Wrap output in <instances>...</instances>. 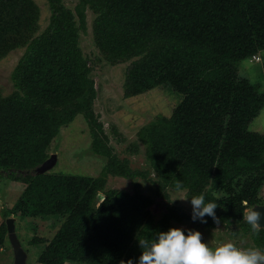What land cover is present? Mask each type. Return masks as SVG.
Returning <instances> with one entry per match:
<instances>
[{
    "label": "trees",
    "instance_id": "16d2710c",
    "mask_svg": "<svg viewBox=\"0 0 264 264\" xmlns=\"http://www.w3.org/2000/svg\"><path fill=\"white\" fill-rule=\"evenodd\" d=\"M47 1L50 24L36 34V7L35 15L25 16L22 9L17 18L14 6L0 0V14L7 10L10 23L27 31L25 51L11 75L14 91L0 101V180L25 186L5 217H64L51 240L33 239L47 243L38 261H135L139 239L176 227L172 218L192 216L177 208L155 221L148 211L152 199L139 185L133 193L108 189L98 202L109 174L136 179L146 173L116 154L94 110L97 90L80 45L87 7L98 9L94 30L109 54L124 56L159 43L132 68L131 94L169 86L184 96L166 123L168 133L153 145L175 189L179 181L193 196L203 193L206 202H216L218 224L208 216L205 224L195 222L208 228L243 224L264 251V228L253 230L242 219L246 208L264 205V134L250 129L264 108V92L238 68L264 50V0H78L74 10L64 0ZM7 25L0 20L4 32ZM79 114L89 122L92 151L108 158L103 173H39L53 140ZM6 233L3 222L0 247Z\"/></svg>",
    "mask_w": 264,
    "mask_h": 264
},
{
    "label": "rangeland",
    "instance_id": "374dc122",
    "mask_svg": "<svg viewBox=\"0 0 264 264\" xmlns=\"http://www.w3.org/2000/svg\"><path fill=\"white\" fill-rule=\"evenodd\" d=\"M30 1L35 6L26 5L28 0H7L17 11V18L22 9H25L24 15L29 16L35 15L34 7L37 8L36 34H40L50 24L51 10L47 0ZM64 3L74 10L78 0H64ZM86 14L87 26L80 32V45L89 62L90 76L97 90L94 110L116 154L121 159H129L133 169L146 173L136 179L109 174L105 191L98 193V202L105 198L108 189L133 193L139 185L140 191L152 199L148 211L155 221L171 217L177 208L192 215V206L189 200L184 198H191L193 195L188 189L177 191L170 184L153 145V139L157 140L161 135L168 133L166 123L184 96L169 86L155 88L139 95L131 94L132 68L155 53L159 43H150L124 56L109 54L101 47L94 30L99 15L98 9L87 7ZM0 17L4 24H8L6 32L0 28V101L3 102L4 98L14 91L11 75L25 51L23 41L27 31L18 22L10 23L12 14L7 10L0 14ZM238 68L241 76L248 78L259 91L264 92V50L255 58L241 61ZM250 129L264 134V108L250 125ZM92 142L89 122L83 114H79L71 124L63 127L53 140L47 159L53 162L46 173L99 177L108 163V158L95 154L92 151ZM24 188L21 182L0 180V225L4 222L7 232L5 242L0 247V264L17 263L9 238L5 211L17 202ZM262 194L264 198V189ZM11 217L15 219L16 234L27 254L26 264H42L38 258L47 243H34L33 239L39 237L51 240L60 229L64 217L59 215L36 218L21 216L16 218L14 215ZM171 223L185 230L200 231L202 239L212 249L225 242H232L241 249L257 248L252 240L251 231L243 224H234L229 228L219 224L215 228H208L192 219L180 218H172Z\"/></svg>",
    "mask_w": 264,
    "mask_h": 264
},
{
    "label": "clouds",
    "instance_id": "9594fccd",
    "mask_svg": "<svg viewBox=\"0 0 264 264\" xmlns=\"http://www.w3.org/2000/svg\"><path fill=\"white\" fill-rule=\"evenodd\" d=\"M176 190L184 191L179 181ZM184 199H188L192 206L193 221L199 219L201 224H205L207 215L213 223H219L215 201L206 202L203 193ZM254 208H246L242 219L256 230L264 227L261 225L264 213ZM138 245L139 257L135 261L132 258L122 260L120 264H264V251L258 248L241 249L232 242H225L212 249L202 239L201 232L193 229L173 227L155 232L152 238L139 239Z\"/></svg>",
    "mask_w": 264,
    "mask_h": 264
},
{
    "label": "water",
    "instance_id": "95a60500",
    "mask_svg": "<svg viewBox=\"0 0 264 264\" xmlns=\"http://www.w3.org/2000/svg\"><path fill=\"white\" fill-rule=\"evenodd\" d=\"M53 160L46 161L42 167L38 169V172L41 174H44L47 172V170L50 168ZM254 210L260 211L261 213H264V206H258L254 208ZM15 219L10 217L8 218L7 225H8V230H9V238L12 243V247L15 253L16 257V264H26V254L23 250V247L18 239V236L16 234V226H15ZM261 225L264 226V217L261 219Z\"/></svg>",
    "mask_w": 264,
    "mask_h": 264
},
{
    "label": "crops",
    "instance_id": "0c3cea01",
    "mask_svg": "<svg viewBox=\"0 0 264 264\" xmlns=\"http://www.w3.org/2000/svg\"><path fill=\"white\" fill-rule=\"evenodd\" d=\"M16 224V223H15ZM27 255V254H26Z\"/></svg>",
    "mask_w": 264,
    "mask_h": 264
},
{
    "label": "built area",
    "instance_id": "2783aa9c",
    "mask_svg": "<svg viewBox=\"0 0 264 264\" xmlns=\"http://www.w3.org/2000/svg\"><path fill=\"white\" fill-rule=\"evenodd\" d=\"M255 58V57H254Z\"/></svg>",
    "mask_w": 264,
    "mask_h": 264
}]
</instances>
